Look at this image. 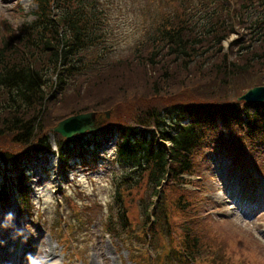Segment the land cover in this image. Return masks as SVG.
I'll return each mask as SVG.
<instances>
[{
	"label": "trees",
	"instance_id": "obj_1",
	"mask_svg": "<svg viewBox=\"0 0 264 264\" xmlns=\"http://www.w3.org/2000/svg\"><path fill=\"white\" fill-rule=\"evenodd\" d=\"M98 1L36 0L35 20L17 30L18 35L10 32L0 42V106L4 107L0 109V142L10 136L22 146L16 154L0 152V173L6 184L17 187L16 191H24L18 184L23 174L10 176L4 164L18 169L21 152L51 149L48 135H36L38 126L41 128L38 122L49 109L45 89L53 82L44 77L57 73L54 82L61 84L65 70L74 75V67H65V61L82 56L101 35L92 26ZM182 6L168 11L156 23L155 32L135 54L140 63L127 70L138 69L135 81L143 78L150 88L146 89L147 98L143 97L138 105L135 124L120 129V156L133 167L120 184L136 188L148 183L147 188L154 189L166 180L169 193L162 196L156 189L151 195L157 196L156 203H164L167 195H174L172 203L177 208L169 212L168 206L159 204L158 210L146 211L144 229L152 234L164 228L162 219H152L154 212L161 218L165 214L172 218V210L183 218L190 216L198 193L181 186V182L190 181L182 174L195 173L193 161L199 150L224 142L223 134L218 132L219 119L229 131H238L246 124L249 132L264 135V102L248 104L237 99L240 91L251 86L243 77L264 62V0H189ZM233 32L238 38L230 40L223 51V41ZM39 54H47L48 61H38ZM122 62L106 63L99 70V75L109 77V87L133 85L134 77L120 73ZM110 69L116 70L111 73ZM106 96L100 98L105 100ZM187 116L193 119L188 121ZM158 137L170 145L160 143ZM70 145L63 141L59 148L64 152ZM256 145L264 146V139ZM187 225L184 256L194 259L199 241Z\"/></svg>",
	"mask_w": 264,
	"mask_h": 264
},
{
	"label": "rangeland",
	"instance_id": "obj_2",
	"mask_svg": "<svg viewBox=\"0 0 264 264\" xmlns=\"http://www.w3.org/2000/svg\"><path fill=\"white\" fill-rule=\"evenodd\" d=\"M188 1L110 0V13L104 26L105 33L109 36L104 37L102 44L98 45L100 47L85 53L87 52L92 60L96 57L106 58L105 61L114 63L121 60L120 62H123L119 67L120 73L130 78L134 77L138 69L127 70L129 66H138L140 63L135 56L136 47L148 40L150 34L155 32L156 22L161 21L164 14L184 8L185 6L182 5L187 4ZM227 4L226 1L225 5ZM35 9L34 0H0V42L4 37L7 38L13 29L16 31L21 24L33 19ZM15 34L18 35V32ZM235 35H231L229 40ZM224 45L227 46V43L224 42ZM39 55L38 61H48L47 54ZM87 62L88 59L85 57L79 63ZM110 70L113 73L116 69ZM76 77L72 79L74 86H69L67 78L66 87L70 88L67 93L62 91L63 84L62 87L55 89L54 95L49 92V88L46 89L48 97L49 95L53 97L47 104L49 109L44 113V128L42 131L38 130L36 135L39 134L38 132L49 133L58 120L73 112L90 108L98 112L113 110L114 114L107 119V123L122 122L127 119L133 123L139 112L138 105L141 104L143 97L147 98L149 95L146 89L149 90L150 87L143 82V78L135 81L136 76L132 79L133 85L124 88L122 84L120 88L109 87L107 83L109 77L101 75L93 79ZM243 79L251 86L255 82L254 79L256 83L259 84L261 80L264 84V62L262 61ZM244 90L245 88L238 95ZM104 95H108L105 100L100 98ZM3 108L0 106L1 110ZM225 135L228 137L230 148H220L204 158L198 157L201 163L200 171L204 175L201 183L205 189L197 194V198L195 197L201 200L196 210L197 214L185 220L180 212L173 211L177 209L172 203L175 199L174 195H167L168 198L164 203H157L168 206L169 212L173 209L171 215L179 233L187 223L192 228V232L201 238L198 255L200 261L210 264H237V258L241 255L243 261L240 264H254L252 261L254 258L257 259L258 264H264V248L258 247L256 243L245 246L249 240L237 230V227H242V231L246 230L244 233L250 232L256 240L264 241V204L258 206V201L264 200V156L252 165L257 172L251 168L246 170L241 168L245 159L242 158V150L237 146L243 144L233 143L231 135ZM84 137V141L94 139L98 146L97 150H95L96 144L89 141L83 151L90 152L91 157L88 158L86 154L82 159L73 160L71 163L77 164H73L74 167L70 168L66 176H60L61 163L58 157L49 163V157L43 156L41 162H38L40 160L38 158L33 161V165L28 164L34 168L32 173L29 172L31 179L28 181L29 184L35 183L34 191L38 195L29 207V214H24L22 205L14 198H11L6 205L0 204V246L4 244L5 250L14 257L12 260L17 261L16 264H21L16 258L20 256L17 249L20 244L27 246L34 256L27 264H136L132 260L134 256L140 258L139 264H151L145 256L146 248H153L157 255L159 252L164 253L158 248L165 244L167 234L170 236V228L167 224H165L166 228L161 229L164 236H157L153 241L151 240V245L141 235H137V229L142 227L145 219L146 205H150L152 211L158 210L157 203L152 202L153 193L150 190L152 186L147 189L144 186L136 188L138 199L141 201L144 198L148 200L147 202H140L138 205L137 201H131L130 198L125 201L127 209L125 211L132 220V228L123 229L128 245L116 235L107 232L106 224L109 218L116 216L115 220L118 221V213L121 211L117 201L114 200V179L120 172L122 173V168L115 159L116 138L102 134V131ZM20 148L21 144L13 142L10 136L4 137L0 142V150ZM74 154L79 153L74 152ZM233 156L236 158L234 159ZM41 165L51 166L44 172ZM186 187L191 191L195 188L191 185ZM232 188L237 195H231ZM166 193H169L168 190L162 187V196ZM115 204L116 207L113 208ZM212 226L215 234L212 232ZM260 240L257 242L258 245L261 244ZM179 263V257L173 258L171 262V264Z\"/></svg>",
	"mask_w": 264,
	"mask_h": 264
},
{
	"label": "water",
	"instance_id": "obj_3",
	"mask_svg": "<svg viewBox=\"0 0 264 264\" xmlns=\"http://www.w3.org/2000/svg\"><path fill=\"white\" fill-rule=\"evenodd\" d=\"M248 102L264 101V86H256L249 89L240 97ZM93 114H81L69 117L61 121L54 130L67 138H72L75 133H84L87 129L94 130Z\"/></svg>",
	"mask_w": 264,
	"mask_h": 264
},
{
	"label": "bare ground",
	"instance_id": "obj_4",
	"mask_svg": "<svg viewBox=\"0 0 264 264\" xmlns=\"http://www.w3.org/2000/svg\"><path fill=\"white\" fill-rule=\"evenodd\" d=\"M0 258H2V256H0Z\"/></svg>",
	"mask_w": 264,
	"mask_h": 264
}]
</instances>
